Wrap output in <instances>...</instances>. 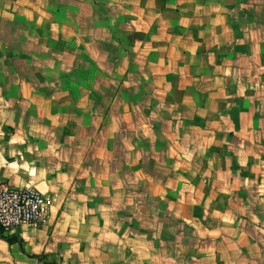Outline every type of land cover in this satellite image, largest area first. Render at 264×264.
Wrapping results in <instances>:
<instances>
[{"label": "crops", "instance_id": "crops-1", "mask_svg": "<svg viewBox=\"0 0 264 264\" xmlns=\"http://www.w3.org/2000/svg\"><path fill=\"white\" fill-rule=\"evenodd\" d=\"M0 181V264H264V0H0Z\"/></svg>", "mask_w": 264, "mask_h": 264}, {"label": "built area", "instance_id": "built-area-1", "mask_svg": "<svg viewBox=\"0 0 264 264\" xmlns=\"http://www.w3.org/2000/svg\"><path fill=\"white\" fill-rule=\"evenodd\" d=\"M50 219V204L36 187H15L0 181V229L10 231L20 225H44Z\"/></svg>", "mask_w": 264, "mask_h": 264}]
</instances>
